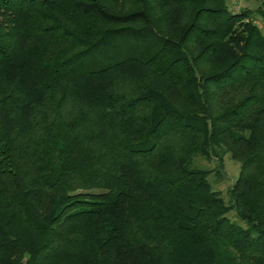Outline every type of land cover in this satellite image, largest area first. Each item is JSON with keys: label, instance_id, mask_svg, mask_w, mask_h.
<instances>
[{"label": "trees", "instance_id": "1", "mask_svg": "<svg viewBox=\"0 0 264 264\" xmlns=\"http://www.w3.org/2000/svg\"><path fill=\"white\" fill-rule=\"evenodd\" d=\"M254 15L264 0H0V264H264ZM227 153L226 201L195 158Z\"/></svg>", "mask_w": 264, "mask_h": 264}, {"label": "rangeland", "instance_id": "2", "mask_svg": "<svg viewBox=\"0 0 264 264\" xmlns=\"http://www.w3.org/2000/svg\"><path fill=\"white\" fill-rule=\"evenodd\" d=\"M262 0H228L229 6L231 9L238 11L242 7H247L250 9H255L261 4ZM255 20L259 25L264 28V22L260 16H255ZM195 163L197 166L211 170L208 178L212 187L215 190H219L221 195L227 201L229 198V188L237 178L240 170V163L237 160H234L227 153L223 156V166L219 167L217 159L206 160L202 157H196ZM229 212L228 214H231ZM234 217V215H231ZM240 225H244L242 221L238 220Z\"/></svg>", "mask_w": 264, "mask_h": 264}]
</instances>
